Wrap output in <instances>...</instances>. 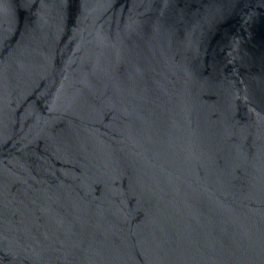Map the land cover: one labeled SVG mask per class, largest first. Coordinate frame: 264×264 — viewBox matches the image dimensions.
Segmentation results:
<instances>
[{
    "label": "water",
    "instance_id": "95a60500",
    "mask_svg": "<svg viewBox=\"0 0 264 264\" xmlns=\"http://www.w3.org/2000/svg\"><path fill=\"white\" fill-rule=\"evenodd\" d=\"M0 264H264V0H0Z\"/></svg>",
    "mask_w": 264,
    "mask_h": 264
}]
</instances>
